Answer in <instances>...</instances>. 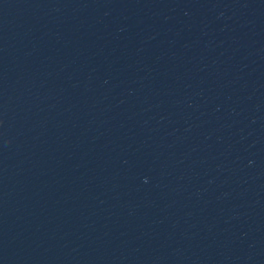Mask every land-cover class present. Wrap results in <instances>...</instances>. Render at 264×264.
I'll use <instances>...</instances> for the list:
<instances>
[{
	"label": "water",
	"instance_id": "1",
	"mask_svg": "<svg viewBox=\"0 0 264 264\" xmlns=\"http://www.w3.org/2000/svg\"><path fill=\"white\" fill-rule=\"evenodd\" d=\"M0 264H264V0H0Z\"/></svg>",
	"mask_w": 264,
	"mask_h": 264
}]
</instances>
